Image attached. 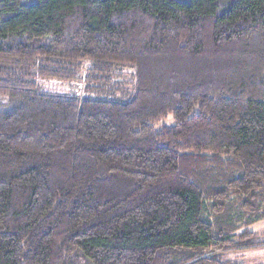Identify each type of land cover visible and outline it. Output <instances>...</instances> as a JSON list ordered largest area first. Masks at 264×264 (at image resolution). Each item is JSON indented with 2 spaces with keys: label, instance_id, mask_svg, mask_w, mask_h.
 I'll use <instances>...</instances> for the list:
<instances>
[{
  "label": "trees",
  "instance_id": "16d2710c",
  "mask_svg": "<svg viewBox=\"0 0 264 264\" xmlns=\"http://www.w3.org/2000/svg\"><path fill=\"white\" fill-rule=\"evenodd\" d=\"M0 97V264L264 246V0H0Z\"/></svg>",
  "mask_w": 264,
  "mask_h": 264
},
{
  "label": "rangeland",
  "instance_id": "374dc122",
  "mask_svg": "<svg viewBox=\"0 0 264 264\" xmlns=\"http://www.w3.org/2000/svg\"><path fill=\"white\" fill-rule=\"evenodd\" d=\"M122 76V81H129L132 79L133 71L128 69ZM42 89L48 92H63V93H78L83 89L82 82L79 83H62L57 81H43ZM9 99L8 97H0V108L8 107ZM173 123V118L170 116L168 119L162 120L157 123L155 126L160 127L161 123ZM258 231H261L260 228ZM261 240H264V236L260 237ZM228 257L234 261L241 264H264V246L248 249L246 251H233L228 254Z\"/></svg>",
  "mask_w": 264,
  "mask_h": 264
}]
</instances>
